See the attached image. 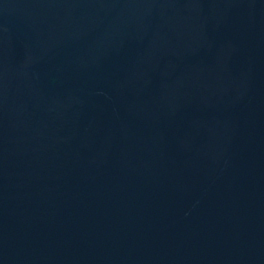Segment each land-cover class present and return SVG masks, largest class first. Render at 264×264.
Returning <instances> with one entry per match:
<instances>
[{"label":"water","instance_id":"obj_1","mask_svg":"<svg viewBox=\"0 0 264 264\" xmlns=\"http://www.w3.org/2000/svg\"><path fill=\"white\" fill-rule=\"evenodd\" d=\"M0 264H264V0H0Z\"/></svg>","mask_w":264,"mask_h":264}]
</instances>
